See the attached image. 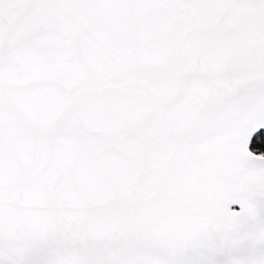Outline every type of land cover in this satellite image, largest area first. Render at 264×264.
I'll return each mask as SVG.
<instances>
[{
    "label": "snow or ice",
    "instance_id": "6c2138e0",
    "mask_svg": "<svg viewBox=\"0 0 264 264\" xmlns=\"http://www.w3.org/2000/svg\"><path fill=\"white\" fill-rule=\"evenodd\" d=\"M0 264H264V0H0Z\"/></svg>",
    "mask_w": 264,
    "mask_h": 264
}]
</instances>
